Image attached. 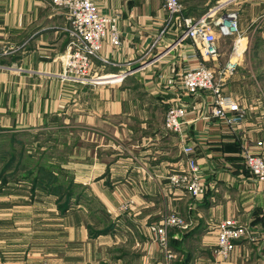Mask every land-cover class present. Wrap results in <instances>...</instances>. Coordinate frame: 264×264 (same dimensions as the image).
I'll return each mask as SVG.
<instances>
[{
    "label": "crops",
    "instance_id": "1",
    "mask_svg": "<svg viewBox=\"0 0 264 264\" xmlns=\"http://www.w3.org/2000/svg\"><path fill=\"white\" fill-rule=\"evenodd\" d=\"M94 1L103 14L118 17L121 43L105 38L92 71L104 80L82 84L60 77L69 40L66 10L51 0H0V130L34 134L45 125L57 127L55 117L63 116L70 131L83 129L99 140L101 158L96 150L76 154L84 158L76 163L77 179L88 181L101 207L119 209L122 195L133 200L130 212L112 214L111 231L96 236L86 225L104 219L95 215L100 208L70 211L67 240L82 246L84 264H135V257L140 264H264V192L245 160L247 147L264 154V0H180V17L213 14L220 3L218 13L237 12L232 51L208 61L224 94L240 105L225 116L213 115L212 91H185L184 73L201 59L193 39L181 38L183 23L168 22L164 0ZM121 72L128 74L111 79ZM177 102L187 108L183 133L164 125L167 108ZM187 145L200 166L203 191L197 198L169 178L187 168ZM109 146L114 157L107 162L101 150ZM171 210L184 216L186 226L169 230V261L150 224ZM231 217L251 233L222 258L216 225ZM0 264L28 259L11 262L0 247Z\"/></svg>",
    "mask_w": 264,
    "mask_h": 264
},
{
    "label": "built area",
    "instance_id": "2",
    "mask_svg": "<svg viewBox=\"0 0 264 264\" xmlns=\"http://www.w3.org/2000/svg\"><path fill=\"white\" fill-rule=\"evenodd\" d=\"M53 5L66 10L67 23L65 27L68 34L66 51L62 55L64 71L62 76L82 84L102 81L104 77L93 73V63L100 57L103 41L107 36L114 46L121 43V31L118 25V17L103 14L94 0H51ZM164 6L174 22L183 23L184 30L181 38H191L198 49L201 62L186 69L183 77V85L186 92L198 90H210L214 95L213 115L225 116L226 110H239V103L232 97L223 93L222 78L217 69L208 64L209 60L217 59L220 55L218 49V37L235 35L239 33L238 15L235 11L224 12L209 21L211 12L195 19L192 17H180L182 3L180 0H164ZM223 3L217 4L214 12L221 10ZM238 48H236L237 50ZM242 52H239V54ZM105 60V59H104ZM106 61V60H105ZM232 64L229 62L227 67ZM121 77L111 79H123L127 72H121ZM109 80V79H108ZM187 108L182 102L170 105L165 112L164 125L169 131L175 133L184 132V117ZM229 122L237 120V117L227 118ZM187 155V168L170 175V181L184 188L193 198L200 197L203 191V182L200 174V166L193 155V147H183ZM245 160L253 176L262 184L264 192V154L255 152L251 147L245 149ZM130 205L122 204L120 211H125ZM186 220L176 213L168 214L161 222L150 226L153 240L159 244L170 261L174 257L169 230L172 227H184ZM217 254L222 258L230 256L237 245V241L247 237L251 228L235 218H225L216 225Z\"/></svg>",
    "mask_w": 264,
    "mask_h": 264
},
{
    "label": "rangeland",
    "instance_id": "3",
    "mask_svg": "<svg viewBox=\"0 0 264 264\" xmlns=\"http://www.w3.org/2000/svg\"><path fill=\"white\" fill-rule=\"evenodd\" d=\"M214 4L215 2L212 3V6ZM219 16H221L220 13H213L208 20L212 22L216 21V18ZM234 38L235 37L229 35L224 37L220 36V57H226L232 51ZM234 52L236 51L234 50ZM60 77L65 81L75 82L71 79H65L62 75ZM58 117L59 118L55 120L58 125L57 127L50 128L45 125V129L50 128L57 137V139L49 141L52 147L46 150L45 156L50 153L52 155L51 159L53 161L57 160L60 166L65 169V171L68 170L72 178L77 183L81 184L80 189H77L74 194L75 197H79V193H83L80 194V196H82L80 200L81 205L73 201L71 207L63 212L58 206L57 195L50 192L48 188H37L36 192H33V188H31L30 185L27 183L17 185L16 183L18 182L7 188L2 187L0 191V247H2L5 253L10 257L11 262L18 263L27 258L28 264H71L72 262L75 264H84L82 261V246L67 240L70 229L69 212L74 210L78 213V209L84 210V206L89 211L95 207L100 208L97 210L100 212L95 215H103L102 217L105 220L101 218L102 220L99 221L94 220V223L93 219H91L94 225H91V223H87L86 225L89 235H92L93 230L104 227L107 228L109 223H111L110 219L112 220V216H116L115 213H118V211L120 212L119 209L114 207H101L102 202H100V199L89 190L88 181H80L76 176L78 173L76 163L84 161V158L78 159L76 157V154L81 152V148L82 155H84V152L93 154L96 150L99 158H101V154L97 150L99 146V140L96 138L97 135L85 132L83 129L72 130V132H69L70 130H63L60 126H66V120L61 115H58ZM75 121V124L77 123L78 125H83L85 123L82 122V120L78 121L75 119ZM69 122H72V120ZM106 130L109 132L111 131L110 128ZM19 138L23 140L24 138L26 139L24 140V144L29 150L38 146L39 141L36 140L31 142L30 136L21 135ZM42 138H44V136H41V139ZM92 147H94L93 151H91ZM42 150H44V148H42ZM101 151L107 162L113 159L114 156L112 154L114 153V149L111 146ZM86 157L89 159V162H91L90 156L87 155ZM98 160L101 162V159ZM1 164L2 161H0V167ZM115 191L118 193V188H116ZM122 204L130 205L124 211L130 212L133 200L129 196L122 195L120 205ZM89 205H92V207ZM170 213H176L182 216L177 210H171L163 216L161 221ZM161 221H157V223ZM152 224L153 223L150 225ZM99 225H101V227L96 228ZM73 243L75 244L73 245ZM106 254L104 253L103 255ZM134 259L135 264H140L141 261L138 258L135 257ZM173 259L174 257L171 260Z\"/></svg>",
    "mask_w": 264,
    "mask_h": 264
},
{
    "label": "trees",
    "instance_id": "4",
    "mask_svg": "<svg viewBox=\"0 0 264 264\" xmlns=\"http://www.w3.org/2000/svg\"><path fill=\"white\" fill-rule=\"evenodd\" d=\"M59 117H55L58 119ZM61 129L69 131L66 126H60ZM60 129V128H59ZM72 132V131H69ZM21 135L30 136L31 142L39 141L38 146L29 150L24 144V140L19 138ZM41 136L44 138L41 139ZM57 137L53 131L48 128L38 131L34 134L20 131L0 130V191L1 188H7L16 183H27L33 188H48L50 192L57 195L59 208L64 212L69 209L73 201L80 203L82 196L75 197V192L80 189L81 184L77 183L71 173L63 169L57 160H52L50 153L45 156L46 150L52 147L49 141ZM44 148V150H42ZM59 169V170H58ZM83 194V193H82ZM115 227L114 221L109 223L108 227L93 230L92 235L104 234ZM171 244V242H170Z\"/></svg>",
    "mask_w": 264,
    "mask_h": 264
},
{
    "label": "bare ground",
    "instance_id": "5",
    "mask_svg": "<svg viewBox=\"0 0 264 264\" xmlns=\"http://www.w3.org/2000/svg\"><path fill=\"white\" fill-rule=\"evenodd\" d=\"M125 75V74H124Z\"/></svg>",
    "mask_w": 264,
    "mask_h": 264
}]
</instances>
